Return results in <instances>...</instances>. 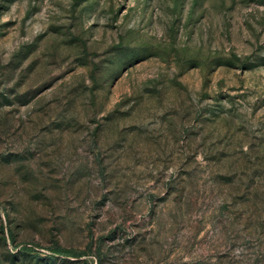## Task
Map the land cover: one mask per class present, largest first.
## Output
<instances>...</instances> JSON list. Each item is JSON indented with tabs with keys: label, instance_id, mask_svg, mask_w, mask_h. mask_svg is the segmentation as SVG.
<instances>
[{
	"label": "rangeland",
	"instance_id": "rangeland-1",
	"mask_svg": "<svg viewBox=\"0 0 264 264\" xmlns=\"http://www.w3.org/2000/svg\"><path fill=\"white\" fill-rule=\"evenodd\" d=\"M0 264H264V0H0Z\"/></svg>",
	"mask_w": 264,
	"mask_h": 264
},
{
	"label": "trees",
	"instance_id": "trees-1",
	"mask_svg": "<svg viewBox=\"0 0 264 264\" xmlns=\"http://www.w3.org/2000/svg\"><path fill=\"white\" fill-rule=\"evenodd\" d=\"M55 251L56 252H67L64 249L60 248V247H56Z\"/></svg>",
	"mask_w": 264,
	"mask_h": 264
}]
</instances>
